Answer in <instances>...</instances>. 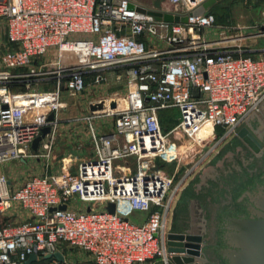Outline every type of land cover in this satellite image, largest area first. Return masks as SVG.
Returning <instances> with one entry per match:
<instances>
[{"label": "built area", "instance_id": "2783aa9c", "mask_svg": "<svg viewBox=\"0 0 264 264\" xmlns=\"http://www.w3.org/2000/svg\"><path fill=\"white\" fill-rule=\"evenodd\" d=\"M204 1L168 0L165 10L192 12L182 23L141 12L135 0H0V264H26L31 254L37 255L31 264H82L74 256L81 252L94 264L157 258L170 264L169 213L186 176L264 105V52L252 56L240 43L209 38L205 30L216 16L199 11ZM229 28L262 34L264 21ZM53 50L56 62L37 60ZM69 55L76 60L66 62ZM109 68L125 69L126 93L82 117L90 122L93 153L79 161L65 157L62 164L75 166L72 171L12 185L3 167L50 156L63 93H81L88 74L98 73L99 82ZM52 82L53 90L32 88ZM31 100L47 111L28 117ZM172 108L178 120L166 129L161 113ZM50 112L54 121H48ZM101 117L113 118L109 132L92 124ZM46 125L52 132L34 151L32 142ZM205 127L210 131L199 139ZM176 131L196 138L181 146ZM205 148L177 183V171L167 173L159 163L181 166L184 155ZM111 202L114 212L107 209ZM138 213L145 217L135 219ZM56 252L64 259L47 257Z\"/></svg>", "mask_w": 264, "mask_h": 264}, {"label": "rangeland", "instance_id": "374dc122", "mask_svg": "<svg viewBox=\"0 0 264 264\" xmlns=\"http://www.w3.org/2000/svg\"><path fill=\"white\" fill-rule=\"evenodd\" d=\"M146 6H171L168 0H135ZM158 8V7H157ZM160 8V7H159ZM216 16V24L205 30L211 39L221 40L225 43H240L245 49L259 47L264 49V33L255 34L256 28L234 30L229 27L253 26L264 21V0H218L209 9ZM235 38L234 42L228 40ZM56 51H50L48 55L38 58L40 62H56ZM258 52L251 51L249 54L256 56ZM77 57L69 55L64 58L66 62L74 61ZM65 62V61H64ZM65 62V63H66ZM101 80L97 81L98 73L87 75L85 90L74 96H68L65 91L59 103L60 122L57 126L51 144L49 157H27L11 161L3 167L6 174L12 179V185L23 182L32 175L48 173L51 176L61 175L65 171L62 159L69 154L79 161L83 156L93 153L91 132L84 125L83 120L69 122L73 117H83L89 112L90 101L112 100L123 98L126 93V73L122 68L104 69L100 73ZM22 87H16V91H22ZM36 90L56 88V83H37L33 87ZM55 104V103H54ZM47 104L49 109H53ZM55 107V105H54ZM49 111V110H48ZM179 111L176 108L162 113V126L171 129L177 123ZM254 128L260 133L264 129V105L260 112L250 118ZM98 120H95L97 122ZM105 123V118L99 120ZM220 132V129L218 130ZM51 138V137H50ZM173 138L181 146L187 147L190 141L195 140L194 134H185L176 131ZM208 149V147H207ZM193 152L192 156L184 155L185 163L177 166L174 163L160 161V165L167 173H176V183L190 169L198 159L204 157V151ZM45 151H43L44 153ZM262 159L255 153L237 134L233 133L222 144L215 147L210 155L205 157L197 168L186 176L181 191L175 200L169 220L175 213L177 220L173 226L168 225V231L187 232L191 231L189 222L193 196L206 197L209 195L224 211L230 207L251 185L255 183L251 174L260 165ZM25 218V217H23ZM21 219V218H18ZM169 223V221H168ZM84 259L82 264H94L89 253L81 252L74 254L75 257ZM158 264H164L160 258L155 259Z\"/></svg>", "mask_w": 264, "mask_h": 264}, {"label": "water", "instance_id": "95a60500", "mask_svg": "<svg viewBox=\"0 0 264 264\" xmlns=\"http://www.w3.org/2000/svg\"><path fill=\"white\" fill-rule=\"evenodd\" d=\"M218 0H206L199 11H205ZM134 7V5H130ZM136 8L152 15L156 19L170 22L188 21V14H181L157 7L137 5ZM115 106V103H112ZM91 110L102 109L101 103L91 105ZM56 119L55 112L48 116V121ZM52 132V126L46 125L42 133L32 142L34 151H38L42 140ZM258 133L251 120L243 122L236 128L237 134L262 159L260 165L251 174L255 183L251 185L225 211L209 196H193V229L187 232L167 231L166 245L170 253V264H264V154H260L264 146L262 134ZM258 191V195H257ZM248 201V202H247ZM66 209L67 205L60 206ZM90 209V208H88ZM110 212L115 211V203L107 206ZM230 224L226 230L225 221ZM226 230V232H225ZM224 234L225 239L224 240ZM228 244V246L225 244ZM64 256L60 252L47 257ZM37 255L31 254L26 264L36 261ZM227 260V261H226Z\"/></svg>", "mask_w": 264, "mask_h": 264}, {"label": "crops", "instance_id": "0c3cea01", "mask_svg": "<svg viewBox=\"0 0 264 264\" xmlns=\"http://www.w3.org/2000/svg\"><path fill=\"white\" fill-rule=\"evenodd\" d=\"M166 4H162L161 6H156V7H160V8H162V9H170V7L169 6H165ZM150 7H152V6H150ZM155 7V6H154ZM251 51H254V52H258L257 54H256V56H258V55H260L262 52H264V49H261V48H259V47H255V48H250V49H247V53L249 54ZM36 90V89H35ZM29 102H31L32 103V105H33V100H31V101H29ZM89 105V104H88ZM34 107V108H33ZM89 107V106H88ZM26 111H27V115H28V117H32L33 116V114L34 113H42V112H46L47 111V109H45V107L44 106H41V105H37V104H35V105H33V106H28V108H26ZM89 112H90V107H89ZM89 112L88 113H86V115H88L89 114ZM50 114H51V112H50ZM49 115V114H48ZM85 115H83V117H84ZM101 118H105V123H102V125H100L99 126V124H101V122L99 121ZM101 118H97V119H95V120H98L97 122H95V120L92 122V124L95 126V127H97L101 132H104V133H106V132H109L111 129H113V118H111V117H101ZM77 120H83L84 121V125L88 128V130L90 129V122L88 121V120H86V119H84V118H82V117H73V118H71L70 119V121L69 122H75V121H77ZM57 121H58V124H57V126L59 125V122H60V115H59V113H58V115H57ZM57 126H56V128H57ZM105 126V127H104ZM56 128H55V130H56ZM40 149H42V144H40V147H39ZM91 155V154H90ZM90 155H85V156H83L81 159H83V158H86V157H88V156H90ZM65 161V157L62 159V162H64ZM191 209H189V211H190V218L187 220V222H189V225H190V228L189 229H191V231H192V229H193V204L191 205V207H190ZM24 216L25 217H27V214L26 213H24ZM145 217V215L144 214H141V213H138V214H136L135 215V219H143ZM177 220V216H176V213H175V209H174V213H173V215L171 216V218H170V220H169V223H168V225H169V227L170 226H173V224H174V222ZM159 262H157V260L155 261V260H152V261H149L147 264H158ZM172 264V263H171Z\"/></svg>", "mask_w": 264, "mask_h": 264}, {"label": "bare ground", "instance_id": "6f19581e", "mask_svg": "<svg viewBox=\"0 0 264 264\" xmlns=\"http://www.w3.org/2000/svg\"><path fill=\"white\" fill-rule=\"evenodd\" d=\"M110 101V100H109ZM102 108H106V106L110 103L108 102V100H102L100 101ZM210 129L208 127L203 128L199 133H198V138L199 139H204L208 133H209Z\"/></svg>", "mask_w": 264, "mask_h": 264}, {"label": "flooded vegetation", "instance_id": "af4514ba", "mask_svg": "<svg viewBox=\"0 0 264 264\" xmlns=\"http://www.w3.org/2000/svg\"><path fill=\"white\" fill-rule=\"evenodd\" d=\"M259 133V132H258ZM261 136H262V139L264 140V132L262 133V134H260ZM260 154H264V146L262 147V149H261V151H260ZM257 195H258V191H257ZM248 202V201H247ZM225 224H227V226H226V230H227V228L229 227V224H230V221H229V219L227 220V221H225ZM226 230H225V232H226ZM224 240L226 241V239H225V234H224ZM228 246V244L226 243L225 244V246ZM204 264H213L212 262L210 263H207V262H205Z\"/></svg>", "mask_w": 264, "mask_h": 264}, {"label": "trees", "instance_id": "16d2710c", "mask_svg": "<svg viewBox=\"0 0 264 264\" xmlns=\"http://www.w3.org/2000/svg\"><path fill=\"white\" fill-rule=\"evenodd\" d=\"M164 112H167V110H164V111H162V113H164ZM162 113H161V115H162ZM179 115V114H178ZM178 120V119H177ZM161 123H162V117H161ZM164 127V126H163ZM164 128H166V127H164ZM167 129V128H166ZM227 261V260H226Z\"/></svg>", "mask_w": 264, "mask_h": 264}]
</instances>
